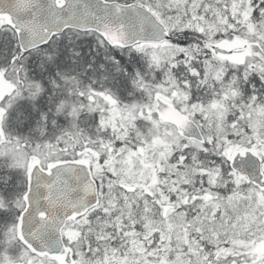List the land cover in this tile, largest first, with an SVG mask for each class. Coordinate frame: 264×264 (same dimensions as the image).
Wrapping results in <instances>:
<instances>
[{
    "label": "snow or ice",
    "instance_id": "1",
    "mask_svg": "<svg viewBox=\"0 0 264 264\" xmlns=\"http://www.w3.org/2000/svg\"><path fill=\"white\" fill-rule=\"evenodd\" d=\"M0 264H264V0H0Z\"/></svg>",
    "mask_w": 264,
    "mask_h": 264
}]
</instances>
